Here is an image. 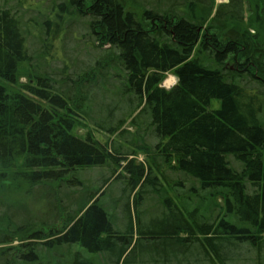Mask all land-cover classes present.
<instances>
[{
	"label": "trees",
	"instance_id": "1",
	"mask_svg": "<svg viewBox=\"0 0 264 264\" xmlns=\"http://www.w3.org/2000/svg\"><path fill=\"white\" fill-rule=\"evenodd\" d=\"M57 9L49 11V19L58 20L53 35L64 22L84 21L99 58L68 89L47 74L30 75L17 92L0 85V206L22 186L32 204L22 222H14L18 213L8 214L11 207L0 212V264H92L82 251L111 264H136L130 257L141 239L148 242L140 264H227L242 248L259 264L264 256V0L218 5L216 0H62ZM30 60L17 16L2 7L0 81L16 85L18 66ZM104 70L114 73L115 96L132 106L131 122L138 126L142 116L149 117L157 142L153 152L162 166L222 199L214 221H197L168 206L160 220L145 226L139 217L132 222L127 211L128 224L120 233L91 195L72 214L57 208L61 189L78 184L75 172L114 165V174L122 167V159L91 132L76 133L91 120L86 102L94 97L91 87L102 93L96 80ZM167 74L177 78L169 90L161 87ZM214 100L219 109H210ZM94 125L113 135L123 121L109 128ZM122 170L131 191L153 187L162 177L133 161ZM35 206L39 216L32 213ZM43 250L54 254L55 263L41 260Z\"/></svg>",
	"mask_w": 264,
	"mask_h": 264
},
{
	"label": "rangeland",
	"instance_id": "2",
	"mask_svg": "<svg viewBox=\"0 0 264 264\" xmlns=\"http://www.w3.org/2000/svg\"><path fill=\"white\" fill-rule=\"evenodd\" d=\"M226 1L228 0H216V4ZM61 2L62 0H0V9L2 7L9 8L17 16L31 58L30 63L18 66L16 85H8L0 81V85L9 93L17 92L20 85L27 83L28 78L31 77L30 75L43 76L44 74L50 75L56 86L61 89H68L75 86L74 82L80 72L88 67L92 69L95 65L99 53L92 47L84 21L64 22L60 24L62 31L53 35V26L58 23V20L49 19V11L51 9L52 14L54 11H58L57 5ZM130 9L133 12H139L133 7ZM248 16V14H245L244 18L247 19ZM46 20L50 22L48 27L44 25ZM250 34L254 35L253 29H250ZM198 57L199 61L204 63L203 58ZM94 72L96 73V71ZM102 72L103 75L96 80L102 93L97 91L98 88L91 87L93 90L90 92L94 97L91 104L86 102L90 108L91 120L86 126L78 128L76 133L84 135L91 132L97 141L106 144L116 156L122 159V167L133 161L136 166H143L147 172L152 167L154 175L159 176V172H162V177H158L153 187L146 186L140 189L137 187L135 191H131L128 189L126 182L127 174L123 173L122 167H118L114 174H112L114 165L78 171L74 175L72 174V178L78 184L69 187L67 185L66 188L61 189L59 193H61L62 202L60 203L61 206H57V208L60 211L67 209L66 211L72 214L73 211L76 212L85 207L89 195H91L95 200H98L99 205L110 215L114 229L120 233H124L128 224V212L132 222H135L139 217L141 222L147 226L160 220L164 215V208L166 209L168 206L169 208L176 207L186 216L187 214L191 217L194 215L197 221H214L217 215L220 214L219 209L223 205L222 199L212 191L202 190L198 182L195 183L193 179L184 173H176L162 166L161 159L159 160L153 152L157 142L148 127L149 117L142 116L139 120L141 125L137 126L138 123H132V115L130 114L132 106L129 102L120 101L115 96L116 90L114 87L118 84L116 79L112 78L114 73L105 70ZM175 84L174 76L167 74L161 83V87L169 90ZM104 94L105 98L103 99ZM219 108L220 101L214 100L211 102L210 109L216 110ZM108 109L111 113L108 112ZM120 121H123V125L113 135L103 132L94 125L103 123L104 127L108 126L107 128H109L110 126L115 127ZM140 146H145L148 152L138 148ZM227 159L230 163H233L232 157L229 156ZM152 163L156 165L159 172L153 168ZM119 174L122 176L117 178ZM25 188V186H22L21 192H18L19 190L16 193L10 191L8 197L1 201V213L6 212L7 207H11L7 211L9 215L19 214L18 220L14 222H20L24 219L26 216L24 212L32 206L29 202L31 199L23 193ZM38 190L36 189L35 192H38ZM139 190L141 191L139 192ZM42 205L44 204L39 206ZM39 206H35L32 213L38 214L36 209ZM42 211H44L43 208ZM147 242L148 240L141 239L139 246L130 257L132 262L135 261L136 264H140L144 258L142 256V246L145 250V243ZM82 252L84 258L92 264H111L108 259V263L105 259H102L101 255H89L84 251ZM40 258L43 261L55 263V256L52 252L43 250L40 253ZM254 258L255 254L252 251L242 248L240 251H235L226 263L258 264ZM259 264H264V256Z\"/></svg>",
	"mask_w": 264,
	"mask_h": 264
}]
</instances>
